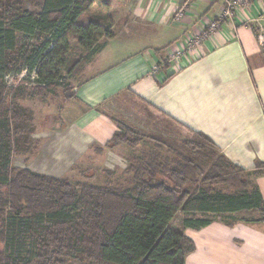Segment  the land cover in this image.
Segmentation results:
<instances>
[{
    "label": "trees",
    "instance_id": "16d2710c",
    "mask_svg": "<svg viewBox=\"0 0 264 264\" xmlns=\"http://www.w3.org/2000/svg\"><path fill=\"white\" fill-rule=\"evenodd\" d=\"M28 1L0 0V187L6 188L0 191V264H185L195 249L186 229L213 221L263 228L254 179L264 175V161L244 169L183 125L218 153L205 155L197 142L154 141L167 153L131 157L125 182L78 188L11 166L14 154L32 146L34 131L31 110L18 101L28 94L25 84L9 86L6 77L25 68L36 73L38 89L54 93L64 85L58 81L64 67L68 75L80 71L104 45L101 39L114 35L87 14L94 0H40L35 10L26 9ZM69 38L83 53L70 63ZM62 92L73 97L72 89ZM112 121L121 131L105 147L139 144L135 131Z\"/></svg>",
    "mask_w": 264,
    "mask_h": 264
},
{
    "label": "crops",
    "instance_id": "0c3cea01",
    "mask_svg": "<svg viewBox=\"0 0 264 264\" xmlns=\"http://www.w3.org/2000/svg\"><path fill=\"white\" fill-rule=\"evenodd\" d=\"M181 1L116 0L124 4L123 15L107 11L97 17L126 24L101 41L93 57L97 68L72 89L73 97H57L58 105L45 112L47 127L32 133L33 151L20 168L55 178L77 164L125 172L127 158L117 145L105 143L117 129L109 107L129 105H138L145 119L156 115L163 123L205 134L244 169L264 161V48L254 28L224 19L200 55L178 66L170 53L223 7L221 0H192L187 15L173 23L170 17ZM251 11H264V2H254ZM254 182L264 202V175ZM262 227L213 221L186 229L195 249L185 264H264Z\"/></svg>",
    "mask_w": 264,
    "mask_h": 264
},
{
    "label": "rangeland",
    "instance_id": "374dc122",
    "mask_svg": "<svg viewBox=\"0 0 264 264\" xmlns=\"http://www.w3.org/2000/svg\"><path fill=\"white\" fill-rule=\"evenodd\" d=\"M40 0H30L26 5L27 10H35V4H38ZM111 4V5H110ZM108 6V8H106ZM124 4H116V0H94L90 8L87 10V14L94 18L97 22V17H101L104 14L110 12L116 13V15H123ZM106 9V10H105ZM112 10V11H111ZM115 16V14L113 15ZM86 16H82L85 18ZM101 26L108 27L111 32H118L124 29L126 21L122 19L117 22L112 19L109 21L101 20L98 21ZM19 39L23 37L19 34ZM104 39H101L103 41ZM70 41V52L68 56V63L72 62L76 58L80 57L83 53L81 50L76 48L74 44V39L69 38ZM92 59L87 65L76 72L73 75H68L65 67L60 72V83L63 82V86L55 88L54 93H45L42 89H38L39 86L36 83V73L34 71L28 73L25 68L18 74H10L6 77L7 85H15L18 82L25 84L28 93L24 98L19 99V103L31 110V122L33 124V131L40 129L41 127H47V121L43 119V115L46 111L52 112L54 107L59 103L57 97H62L64 89H73L74 87H79L84 79L95 72L96 64ZM67 65V64H66ZM27 79H24L26 78ZM25 80V81H23ZM129 109L123 110L122 108L109 107V111L112 117L118 121L121 125L135 131V138H138V145L130 146L126 142H119L117 145V151L120 152L124 157L129 160L131 157H140L142 153L153 152L157 150L162 154H166V149H157L154 147L153 142L165 143L166 145H178L184 141L197 142L203 145V153L206 155L217 154V150L209 144L201 142L197 137L187 132L184 128L178 125H169L163 123L162 120L157 119L152 116L151 118H146L142 115V110L138 105L130 106ZM108 111V109L104 108ZM48 112V113H49ZM145 119V120H144ZM52 125V122L50 123ZM118 131H121L119 128ZM32 135V134H31ZM134 138V137H131ZM33 145L25 153H16L12 157L11 166L21 167L25 166L23 164L25 158L30 157L31 151H33ZM27 161V160H25ZM98 164H77L73 166L65 176L72 186L78 188L80 184L91 183L96 185L114 184L116 182L123 183L127 179V174L124 171L115 170L110 173L103 171ZM6 188L4 186L0 187V191L4 192ZM246 216V215H245Z\"/></svg>",
    "mask_w": 264,
    "mask_h": 264
},
{
    "label": "built area",
    "instance_id": "2783aa9c",
    "mask_svg": "<svg viewBox=\"0 0 264 264\" xmlns=\"http://www.w3.org/2000/svg\"><path fill=\"white\" fill-rule=\"evenodd\" d=\"M191 1L182 0L180 2L170 17L171 22L178 23L187 15L188 6ZM221 1L223 7L216 16L212 20H204L199 30L188 33L175 51L170 53V58L176 65H181L183 60H192L199 56L204 42L221 28L224 19H228L234 23L239 22V24L252 26L259 44L264 48V11L256 13L251 11V6H253L254 2H264V0Z\"/></svg>",
    "mask_w": 264,
    "mask_h": 264
}]
</instances>
